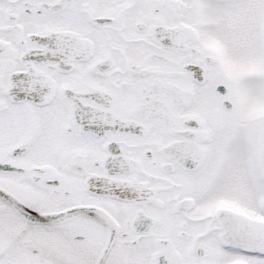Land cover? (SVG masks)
Returning <instances> with one entry per match:
<instances>
[{"label":"snow or ice","instance_id":"snow-or-ice-1","mask_svg":"<svg viewBox=\"0 0 264 264\" xmlns=\"http://www.w3.org/2000/svg\"><path fill=\"white\" fill-rule=\"evenodd\" d=\"M0 264H264V0H0Z\"/></svg>","mask_w":264,"mask_h":264}]
</instances>
